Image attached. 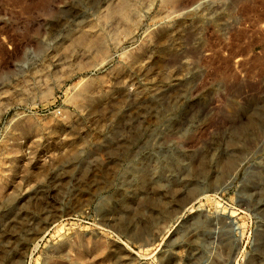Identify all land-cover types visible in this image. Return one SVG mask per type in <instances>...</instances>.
Returning <instances> with one entry per match:
<instances>
[{
  "label": "rangeland",
  "instance_id": "374dc122",
  "mask_svg": "<svg viewBox=\"0 0 264 264\" xmlns=\"http://www.w3.org/2000/svg\"><path fill=\"white\" fill-rule=\"evenodd\" d=\"M65 247L264 264V0H0V264Z\"/></svg>",
  "mask_w": 264,
  "mask_h": 264
},
{
  "label": "bare ground",
  "instance_id": "6f19581e",
  "mask_svg": "<svg viewBox=\"0 0 264 264\" xmlns=\"http://www.w3.org/2000/svg\"><path fill=\"white\" fill-rule=\"evenodd\" d=\"M75 237V236H74ZM69 238V237H68ZM74 239V238H73ZM72 239V240H73ZM76 239V237H75ZM74 239V240H75ZM63 240V239H62ZM65 240V239H64ZM63 240V241H64ZM69 240V239H68ZM67 240V241H68ZM71 240V242H72ZM78 241V240H77ZM70 242V243H71ZM74 242V241H73ZM69 244V243H68ZM67 244V245H68ZM72 244V243H71ZM74 245V244H73ZM71 245V246H73ZM69 246V245H68ZM80 251V249H78ZM70 251H73V249H71L70 247H65L64 249H62V257H64L66 259V262H68V264H97L95 263L94 261V256H89L87 252L86 256L84 255V253L86 252H82L81 253H75L73 254V252H70ZM59 253V252H58Z\"/></svg>",
  "mask_w": 264,
  "mask_h": 264
}]
</instances>
